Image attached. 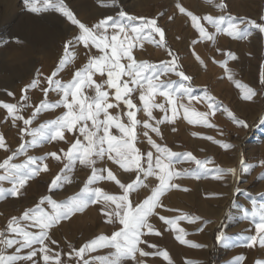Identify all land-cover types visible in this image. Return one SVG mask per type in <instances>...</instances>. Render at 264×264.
<instances>
[{
    "label": "rangeland",
    "instance_id": "rangeland-1",
    "mask_svg": "<svg viewBox=\"0 0 264 264\" xmlns=\"http://www.w3.org/2000/svg\"><path fill=\"white\" fill-rule=\"evenodd\" d=\"M115 1H118L120 5L119 12L115 11ZM144 1L64 0L65 5L76 18L88 26L108 16L119 19V13L124 11L136 17L155 19L157 26L164 31L165 35L164 42L158 44L159 35L156 33H153L154 39H133V34L127 28L124 32H120L118 28L106 26V30H102V37L98 36V41L102 39L101 49L105 44L108 45L107 49L103 51L97 49L91 40L87 48L83 42L75 48L69 46V53L74 54V58L69 56L66 66L54 79L64 83L71 82L74 73L82 69L90 58L107 57L100 62L102 71L93 70V86L90 88L86 83L83 84L77 99L85 100L86 104L92 103V97L95 96V84H104L102 90L108 92V103L113 105L112 108L107 109V112L113 117H118L109 126L108 133L117 140L128 139L137 152L121 148V152L126 154L123 156L125 162L130 165L129 171L121 168L114 159H110L109 153H106L103 159L93 156L92 159L96 163L92 166L77 160L72 170L67 172V179L71 182L53 188L51 181L61 174V169L68 163L66 153L71 145L77 139L87 144L85 138L79 133V128L84 123L81 121L71 132L64 131V139H43L36 145H31L32 130L67 113V109L63 106L45 108L39 113H36V109L45 100L48 104H55L62 99V93L54 89L50 90L45 97L43 89L49 87L46 78L51 76L65 56V49L61 54L58 53L61 49L60 38L71 22L60 12L53 10L33 13L28 10L24 0H0V135H3L6 145L5 148H0V163L17 151L21 144H26V155L17 156L11 163L23 164L27 161V157H35L37 163L41 165L37 175L28 179L20 189L21 194L18 197L11 195H7L6 198L0 197V231H6L12 217L22 215L17 212V206L20 203L15 205V201L24 200L26 197L32 199L38 195L37 201L26 209L34 207L41 197L49 195L57 202H63L81 191L92 174V167L105 169V176L107 170H111L122 183L134 181L137 175V166L134 164L136 154H146L151 150L154 158L156 156L155 150L147 142L148 137H151L157 144L166 146L174 153H192L201 161L211 159L209 169L216 167L236 169V175L226 173L221 179H216L214 171H201L198 178L182 175L175 179L174 183L180 185V188L169 189L160 197V206L149 218V223L153 226L152 231L144 229L145 235L141 237L144 243L139 247L149 255L142 257L137 253L136 261L128 259L123 264H137V261H143V264H189V262L192 264H236L237 261L239 264H257L259 261L264 264V247L259 246L258 243L249 246L250 242L247 239L253 235H257L258 238L259 235H264L257 233L256 223L251 217L255 206L253 201L256 204L264 203V179H261L264 177V123H262L264 121V32L248 25L247 30L251 33L250 35L242 39L233 38L226 32L217 33L215 28L203 19L204 16L209 15L214 18L220 15H231L238 18V21L254 20L261 24L264 23V0H212V2L209 0H149L147 4L141 6L140 2ZM218 3L226 5L223 11L216 6ZM104 4L108 6H102ZM178 5L186 12L181 13ZM234 7L243 11H236ZM103 12L108 15H98ZM187 12L200 17V24L209 35L215 36V39L202 37L193 25L191 17L186 14ZM123 23L127 24L128 21L124 20ZM132 23L139 24L140 21L136 20ZM240 27L245 28V24H240ZM77 30L78 36L80 30L78 28ZM112 36L116 39L112 40ZM67 38L69 41L74 38V35L69 34ZM129 44H132L131 48ZM113 46L128 49L137 63L147 61L150 64L159 65L161 62L175 60L177 70L183 71L191 79L184 81L182 77L170 72L161 75L159 80H154L153 83L175 82L174 89L178 88L180 83H184L186 87L192 88V96L195 99L183 97L180 93L174 92L171 99L176 100V110L173 112L169 97L161 94L166 89H149L147 83L143 82V94L148 98V110L151 111L152 116H148V110L144 108V102L139 98L141 91L139 88L125 96V99H131L135 105L131 111L138 121L134 127V136L126 137L115 125L122 123L126 127L131 126L127 117L129 109L123 99L119 101L115 99L116 90L104 83L107 80L106 69L113 59L111 57ZM239 51L242 52V56ZM169 52L172 53L171 56ZM228 53L234 54L235 59H230ZM33 57L37 60L31 76L25 77L24 80L18 79L19 70L30 67L28 65ZM115 59H119L120 64L126 68L127 57L120 56L119 49ZM252 62L255 63V69L252 74H249V65ZM38 73L39 85L36 88H28L30 83L37 79ZM144 74L150 73L146 71ZM230 75L231 79H229ZM128 79L127 76L122 75L119 77V82L123 83ZM236 82L252 88L256 93L255 96L251 100H245L244 89L237 87ZM129 87L133 85L129 84ZM25 89H27L26 92ZM25 96L27 100L24 99ZM209 96L215 102L214 109L208 108L207 97ZM69 100L71 101L72 97H69ZM4 103L17 105V108L10 113L3 107ZM160 104L164 105L163 110L153 106ZM79 107L80 105L74 104V113L78 114ZM211 112L214 114L208 115L207 123H205V118L199 114ZM229 112L238 120L246 122L247 127H242L231 119ZM34 113H36L35 116H33ZM248 116H252V119ZM15 117L31 119L32 122L25 126L22 119H15L13 123ZM100 119H106L103 113ZM158 121L163 122L158 123ZM145 122L152 127H158L160 135L151 131V128H144ZM87 126L90 131H94L91 120L87 121ZM25 128L27 131H23ZM144 132L148 133L147 137L144 136ZM99 135H103V132L101 131ZM209 137L211 139H208ZM223 144L233 147L226 149L222 146ZM104 147L108 148L107 142ZM50 153H57L60 159L50 156ZM110 155L115 158L116 152L112 151ZM242 161L244 165L249 166V171H243ZM43 164H47V171L43 170ZM141 165L146 167L143 155ZM173 166L180 172L197 169L195 162L184 156L174 158ZM141 179L144 180L146 187L130 193L127 201L133 208L137 202H142L151 195L153 188L159 183L155 175L147 179L141 175ZM0 187L9 189L11 185L4 182L0 184ZM89 187L100 188L109 195L124 194L115 181L106 179L99 180ZM118 203L120 201L114 203L103 199L96 203H89L81 210L82 212L78 211L54 225L48 230L49 239L45 241L50 259L47 262L44 261L45 253L39 251V245H34L33 248L37 251L35 264H57V260L59 264H83L81 257L75 254L80 247L101 235L110 237L123 227L118 219L109 222ZM44 207L51 210L48 205ZM184 213L201 219L194 224L180 220L175 226L160 219V217L175 219ZM22 223L24 225L25 222ZM77 224L88 226L87 230L90 229L92 232L90 236L76 229ZM179 229H183V233L179 232ZM28 230L38 231L37 229ZM220 234H223L224 239L217 238ZM6 235L8 238H18L12 233H6ZM177 235H183L188 243L178 241ZM51 241L56 243L53 244ZM191 245H200V247ZM107 248L108 252L105 251ZM110 249V247H102L85 252L83 259L88 260L89 264H101L99 258L110 256L115 251ZM8 250L9 248L0 244V254L10 255ZM164 251L168 253L167 257L160 254Z\"/></svg>",
    "mask_w": 264,
    "mask_h": 264
},
{
    "label": "snow or ice",
    "instance_id": "snow-or-ice-1",
    "mask_svg": "<svg viewBox=\"0 0 264 264\" xmlns=\"http://www.w3.org/2000/svg\"><path fill=\"white\" fill-rule=\"evenodd\" d=\"M212 2V0H209ZM25 5L33 13H40L42 11L53 10L60 12L65 16L73 25L78 26L80 34L71 40L67 41L65 44V56L59 62L57 69L47 77L48 88L43 89L45 97H47L50 90H55L58 93H62V99L60 102L55 104H48L45 100L41 103L40 107L36 109V113H39L45 108H55V107H65L67 113L56 120L48 121L46 124L40 125L38 129L31 131V136L33 137L31 145H36L39 140L51 139L55 140L57 138L64 139V131L71 132L78 122H84L79 128V133L85 138L87 144H83L79 139L71 145V148L66 153L68 163L65 164V167L61 169V174H58L52 181L51 185L53 188H58L63 183H70L71 181L67 179V172L72 170V166L75 161L79 160L83 164L92 166L96 163L92 159L95 156L97 159H103L106 153H109V158L114 159V162L120 165L121 168L126 171L130 170V165L125 162L123 156L126 155L121 152V148L131 149L132 152H137V150L132 146L128 139L117 140L116 137L109 135L108 128L113 122V120L118 119V117H113L108 114L107 109L112 108L113 105L108 103V92L103 91L104 84H95V96L92 97V103H85V100L77 99L81 94V86L87 84L88 87H92L94 81H92V73L95 69L96 71H102L100 69V62L107 57L97 56L89 59L88 63L80 70H77L74 73V78L71 82L64 83L61 80L54 79L59 72H61L68 62V58L71 55L74 58V54L69 53V46L75 48L81 42L87 48L89 40L92 44L96 46L97 49H101V44L103 40L98 41V36L102 37V30H106L107 27L118 28L120 32H124L127 28L132 34L133 39H147L153 38V33L159 35L158 44L164 42V31L157 26L155 19H147L144 17H136L129 15L128 13L121 11L119 13V19L108 16L104 19L99 20L92 26H88L85 23L81 22L76 18L75 14L68 9L65 5L64 0H24ZM102 6H108L106 4ZM222 11L226 7L224 3H218L216 5ZM179 7L181 13H185L186 10L183 7ZM191 17L193 25L198 29L202 37L207 39L214 40L215 36L209 35L205 28L200 24V17L194 15L191 12L186 13ZM171 19V17H170ZM203 19L212 25L217 33L226 32L229 37L233 38H244L251 33L247 30V26L251 25L257 28L259 31L264 32V23L258 24L254 20H239L236 17L231 15H220L218 17L204 16ZM124 20H127L128 23H123ZM139 20V24H133V21ZM245 24V28H241L240 24ZM106 39V37H104ZM112 40H115L116 37L112 36ZM108 45L105 44L102 51L107 49ZM132 47V44H129V48ZM120 56L127 57V66L120 64L119 59H115L118 54ZM171 56L172 53L169 52ZM230 59H235L234 54L228 53ZM111 63L106 69L107 71V80L104 81L105 84L109 85L110 88L115 89V99L117 101L123 99L124 104L127 105L129 111L127 112V117L130 120L129 127H126L122 123H117L115 126L123 133L126 137L134 136V127L138 123L135 119L134 113L131 111L135 107L131 99H125L124 97L128 94L134 92L139 88L140 91V100L144 102V108L149 109L148 98L143 94L144 83L146 82L149 89L153 88H163L166 89L161 94L165 97H169L170 102L173 105V112L176 108V100L171 99V95L175 93H180L183 97H189L195 99L192 96V88L190 86H185L184 83H180L178 88H173L175 82L168 83H156L153 81L159 80L161 75L167 73H175L177 76L182 77L184 81H189L191 78L185 75L183 71H178L175 67V60L168 62H161L159 65L150 64L147 61H142L137 63L133 58L128 49L113 46L111 51ZM119 69V71H116ZM149 72V75H145V72ZM115 73V76H114ZM125 75L129 79L123 83L119 82V77ZM231 75L229 79H231ZM39 73L37 74V79H34L28 88H36L39 85ZM237 87L244 89L243 98L245 100H251L255 96V91L248 87L247 85H241L239 82ZM129 84L133 87H129ZM27 89H25V92ZM9 95H13L9 93ZM69 97H72V100H69ZM27 100V96L24 97ZM208 99V108L214 109V100L212 97H207ZM74 104L80 105L77 110L78 114L74 113ZM159 107L163 110L164 105H153ZM3 107L8 110V112H13L17 108V105L4 103ZM183 107V105H181ZM185 111L187 109L185 108ZM227 111V110H226ZM33 116H35V114ZM101 113L106 117L105 120H101ZM211 113H200L199 115L202 118H205V123H207L206 117ZM148 116L151 117L152 113L148 110ZM231 119L235 120L236 123L240 124L242 127H247L246 122L238 120L231 112H229ZM15 119H22L25 126L29 125L32 120L24 119L23 117H15ZM167 119V117H165ZM92 121V128L94 131H90L87 126V121ZM163 121H158L162 123ZM264 123V121H262ZM211 127L212 125H208ZM144 128H151V131L155 132L157 135H160L158 127H152L147 122L143 124ZM175 131V129H173ZM23 131H27L25 128ZM103 132V135L99 133ZM144 136H148L147 132L143 133ZM208 139H211L209 137ZM115 141V143H113ZM107 142L108 148L105 149L104 144ZM148 144L151 145L152 149L155 150L156 156L154 158L153 151L149 150L146 154L137 153L134 158V164L136 167V179L132 182L122 183L116 178L111 170H107L106 176L104 175L105 169H96L92 167V174L89 177L87 183L76 195L65 199L63 202H57L52 196L41 197L40 200L34 207H30L25 210L20 217H12L6 227V231H0V244H3L6 248L15 247L16 254L12 255H3L0 254V264H17V261H32L34 257L37 256V251L33 248L34 245H39V251L45 253L43 256L44 261H49L50 257L47 254L48 248L45 244V241L49 239L48 230L51 229L54 225L58 224L61 220L67 219L72 214L81 211L85 205L89 203H96L101 199L105 201L117 202L116 209L113 210L109 222H114L118 219L120 225L123 227L119 231H115L110 237L101 235L95 239H92L90 242L85 243L82 247L76 251V256L81 257L83 264H89V261L83 259V254L89 251H95L98 248L110 247L115 251L110 254V256L99 258L101 264H123L125 260L131 259L136 261L137 253L140 256H147L149 253L143 251L139 245L144 243L141 237L145 235L144 229H147L149 232L152 231V225L149 223V218L154 214V210L160 206V197L169 189L180 188V185L174 183L175 179L180 178L182 175L199 177L200 172L214 171L216 173L215 178L221 179L224 174L231 173L233 176L236 175V169H223L216 167L214 169H209L208 165L212 162L211 159L201 161L193 156L192 153L177 154L172 152L166 146H161L157 144L151 137H148ZM220 143L219 141H215ZM224 148L233 147L232 145L223 144ZM5 141L3 135H0V148H5ZM112 151L116 152V157H111L110 153ZM19 155H26V144H21L19 149L7 157L2 163H0V184L8 182L11 187L5 189L0 187V197L6 198L7 195L13 197H18L20 189L26 184L27 180L37 175L41 170V165L37 163L35 157H27V161L23 164L11 163ZM50 156L59 160L60 156L57 153H50ZM143 155L144 165H141V158ZM178 156H184L188 159L195 162L197 169L189 171L184 170L183 172L176 171L173 166L174 158ZM167 161V162H165ZM34 165V167H30ZM243 171H249V166L244 165L242 161ZM43 170L47 171V164H43ZM157 170H159L157 172ZM141 175L147 179L150 176H156L159 183L158 186L153 188L151 195L143 199L142 202H137L133 208L129 203V194L135 192L141 187H146L144 180L141 179ZM110 180L115 181L116 184L123 190V195H109L106 192H103L100 188H90L89 185L94 184L99 180ZM264 179V177H261ZM187 190V189H184ZM254 203V209L251 213L253 221L256 223V231L258 234H264V203L256 204ZM44 205L50 206V211ZM161 220H164L167 224L175 226L178 221L186 220L188 223H196L201 218L198 216H190L187 213H184L175 219H166L160 217ZM24 223L23 227H20L21 223ZM28 229H37L38 231H29ZM183 229H179V232L183 233ZM6 233L15 234L18 238H8ZM159 234V233H157ZM218 239H224L223 234L218 235ZM176 239L181 243L187 244L188 241L184 239L183 235H177ZM250 242L249 246L259 244V246L264 247V235H253L247 237ZM51 243H56L51 241ZM194 247H200V245H191ZM23 249H32L27 255H20L19 253ZM164 257L168 256L166 251L160 253ZM243 259V258H240ZM57 264L59 261L57 260ZM137 264H143V261H137ZM192 264V262H189ZM239 264V261L236 262ZM261 264V262H257Z\"/></svg>",
    "mask_w": 264,
    "mask_h": 264
},
{
    "label": "bare ground",
    "instance_id": "bare-ground-1",
    "mask_svg": "<svg viewBox=\"0 0 264 264\" xmlns=\"http://www.w3.org/2000/svg\"><path fill=\"white\" fill-rule=\"evenodd\" d=\"M11 1V0H10ZM149 2V0H145L143 3H141L140 2V5L142 6V5H144V4H147ZM114 5V4H113ZM140 6V7H141ZM115 11L117 12H119V9H120V5H119V3H118V1H115ZM235 8V7H234ZM234 10H236V11H243V10H241V9H239L238 7L237 8H235ZM107 12H109V11H107ZM99 16H103V15H108L106 12H103V13H101V14H98ZM30 18V17H29ZM77 28H78V26H76V25H73L72 23H70V25H68L67 27H66V30H65V32H64V34L62 35V37L60 38V51L58 52V53H62L63 51H64V49H65V44H66V42L68 41V38H67V36L69 35V34H73L74 35V37H76L77 36V32H78V30H77ZM253 36V38L255 39V35L253 34L252 35ZM255 42V44L257 45V40H255L254 41ZM50 44V43H49ZM241 49V48H240ZM238 51V50H237ZM242 51V50H241ZM241 51H239V53L241 54V56H242V52ZM36 60H37V58H32V60L30 61V64L28 65V66H30V67H28V68H22L21 70H19V72H18V75H17V78L18 79H25V77H30L31 76V74H32V72H33V68L35 67V63H36ZM249 69L250 70H248L249 72V74H252L253 72H254V69H255V63H250V65H249ZM247 72V71H246ZM250 119H252V116L250 117V116H248ZM38 195L37 196H35L34 198H32V199H30L29 197L27 198H24V197H22V198H24V200H20L19 198V200H17V202L15 201V205H18V203H20L17 207H18V210H17V212H20L21 214L25 211V210H27L26 208L27 207H29V206H31L32 204H34L36 201H37V199H38ZM16 209V208H15ZM83 210V209H82ZM82 212V211H81ZM85 213H86V211H85ZM84 214V213H83ZM22 225H23V223H21V225H20V227H22ZM24 226V225H23ZM87 227L88 226H84V225H82V224H77L76 225V229H79V230H82V233L83 234H85L86 236H90V234L92 233L91 231H90V229H89V231L87 230ZM84 228V229H83ZM87 230V231H86ZM85 231V232H84ZM35 249V248H34ZM32 249H23L19 254L20 255H27L30 251H31ZM108 248L105 250L106 252H108ZM110 250H113V248H111ZM8 252H9V254L10 255H12V254H16V251H15V248H9V250H8ZM111 252V251H110ZM35 262H36V260H35V257L33 258V260L32 261H23V260H21V261H17V264H35Z\"/></svg>",
    "mask_w": 264,
    "mask_h": 264
}]
</instances>
